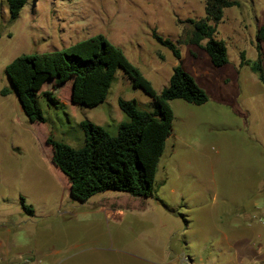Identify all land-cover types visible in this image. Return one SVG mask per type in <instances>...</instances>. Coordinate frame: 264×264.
<instances>
[{
	"label": "rangeland",
	"instance_id": "rangeland-1",
	"mask_svg": "<svg viewBox=\"0 0 264 264\" xmlns=\"http://www.w3.org/2000/svg\"><path fill=\"white\" fill-rule=\"evenodd\" d=\"M238 1L218 25L216 37L225 41L229 62L217 67L201 46L188 42L190 20L206 17V0H28L15 21L8 1L0 0V239L36 256L60 248L64 256L54 262L45 257L48 264H65L70 256L102 264H196L199 258L212 264L222 233L230 232L237 208L252 200L264 175L258 171L264 172V83L250 64H241L243 51L251 63L258 59L264 0ZM100 33L124 50L157 91L181 64L209 95L202 105L170 101L174 130L149 198L116 190L79 198L54 165L47 142L52 135L82 147L85 119L118 134L128 120L120 97L149 109L152 97L134 87L123 69L100 103L79 102L74 80L52 77L42 91L59 102L49 105L41 94L45 122L26 114L6 72L19 55L62 49ZM155 33L174 41L181 58ZM4 88L11 93L2 95ZM210 160L217 165L213 173ZM21 196L35 215L24 210ZM224 256L227 251L219 263H226Z\"/></svg>",
	"mask_w": 264,
	"mask_h": 264
},
{
	"label": "trees",
	"instance_id": "trees-1",
	"mask_svg": "<svg viewBox=\"0 0 264 264\" xmlns=\"http://www.w3.org/2000/svg\"><path fill=\"white\" fill-rule=\"evenodd\" d=\"M7 1L10 21H15L28 0ZM236 5H240L238 0H206V17L190 20L193 30L188 42L201 46L217 67L229 62L225 41L216 37L218 25L223 20L224 10ZM154 36L181 58L174 41L157 33ZM257 41L258 59L251 63L243 51L241 64H250L264 83L261 45L264 25L258 31ZM119 68L131 78L134 87L142 88L152 97L149 109L140 108L136 100L120 97L118 104L128 120L121 122L118 134L113 135L105 127L85 119L81 121L85 132L82 147H73L52 135L47 139L54 165L67 177L73 194L83 200L109 190L141 198L154 196L160 160L174 130L175 113L170 101L182 99L202 105L209 100L208 93L181 64L174 67L169 83L157 91L124 50L102 33L62 49L19 55L6 66L26 114L40 122L46 121L40 104L42 88L52 77L59 82L66 78L74 80L79 87L74 93L79 102L88 99L91 103H100L106 98ZM9 93L8 88L1 91L2 95ZM43 94L49 105L59 102L52 92ZM21 203L26 212L35 215L34 207L27 204L23 196Z\"/></svg>",
	"mask_w": 264,
	"mask_h": 264
},
{
	"label": "crops",
	"instance_id": "crops-1",
	"mask_svg": "<svg viewBox=\"0 0 264 264\" xmlns=\"http://www.w3.org/2000/svg\"><path fill=\"white\" fill-rule=\"evenodd\" d=\"M176 140L177 139L175 138L174 143H176ZM209 163L211 172L213 173L214 169L217 168L216 161L210 160ZM258 171L260 174L264 173L260 167L258 168ZM164 181L165 180L162 182ZM252 196V200L247 205H242L237 208L235 219L238 223H234H237L236 226L233 224L230 232L222 233V247L217 248L220 250L221 255L219 254L218 258H215V261H212V264H221L219 263V260L222 258V254L226 251L229 256H224L226 257V263L224 264H246V260L248 259L258 260L261 264H264V175L259 180L258 190L254 192ZM107 210H109L108 213L112 212L116 215L115 210ZM120 212L118 211V215L122 214L124 211L122 213ZM0 253L6 260H19L24 256L31 255L30 252H26L24 250V246L22 244H18L12 239L6 242L0 239ZM33 254L42 256V258H51V260L53 259V262L61 258V256H64L63 251L60 248L51 249L49 252L41 251ZM168 255L169 254L167 253V256ZM203 261L204 260H200L199 258L196 264H203ZM208 262H210V260H208ZM65 264L102 263L83 262V260H77L70 256ZM167 264H172V262L169 260L167 261Z\"/></svg>",
	"mask_w": 264,
	"mask_h": 264
},
{
	"label": "built area",
	"instance_id": "built-area-1",
	"mask_svg": "<svg viewBox=\"0 0 264 264\" xmlns=\"http://www.w3.org/2000/svg\"><path fill=\"white\" fill-rule=\"evenodd\" d=\"M61 262H58L56 264H60ZM0 264H48L44 258L35 256V255H28L24 256L19 260H13V259H3V257L0 255ZM248 264H261L258 260H251Z\"/></svg>",
	"mask_w": 264,
	"mask_h": 264
},
{
	"label": "water",
	"instance_id": "water-1",
	"mask_svg": "<svg viewBox=\"0 0 264 264\" xmlns=\"http://www.w3.org/2000/svg\"><path fill=\"white\" fill-rule=\"evenodd\" d=\"M10 78V77H9ZM10 80H11V83H12V85H13V82H12V79L10 78ZM14 86V85H13Z\"/></svg>",
	"mask_w": 264,
	"mask_h": 264
}]
</instances>
